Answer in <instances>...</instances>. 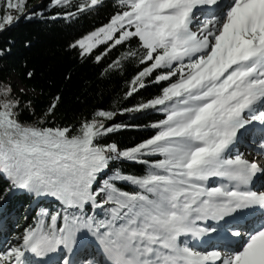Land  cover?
<instances>
[{
	"label": "snow or ice",
	"instance_id": "obj_1",
	"mask_svg": "<svg viewBox=\"0 0 264 264\" xmlns=\"http://www.w3.org/2000/svg\"><path fill=\"white\" fill-rule=\"evenodd\" d=\"M27 5L0 32L107 13L67 48L125 90L61 123L59 92L0 78V264H264V0Z\"/></svg>",
	"mask_w": 264,
	"mask_h": 264
},
{
	"label": "trees",
	"instance_id": "obj_2",
	"mask_svg": "<svg viewBox=\"0 0 264 264\" xmlns=\"http://www.w3.org/2000/svg\"><path fill=\"white\" fill-rule=\"evenodd\" d=\"M43 1L42 5L48 3V0H28L27 8L40 6ZM16 2L17 0H12V3ZM7 7V0H0V14L6 13ZM60 10L50 9L49 12ZM106 15L107 13H101L97 16L81 17L75 24L59 19L52 20L50 14L47 19L28 21L21 18L10 30L0 32V47L12 48V54L0 60V78L10 79L15 75L29 89L34 87L37 93L43 90V94L39 96L42 102L38 103V108L44 107L52 94L59 92L62 100L57 111V120L61 123L87 116L97 106H109L125 90L124 78L104 77L103 64H96L91 59L81 61L74 51L67 48L68 43L80 32L103 22ZM9 41L13 43L9 45ZM26 41L31 42L30 47L25 46ZM25 63L28 68L35 70L36 79L27 80L24 77L27 70ZM69 75L71 78L66 79ZM135 138V133H123L117 137L122 143H130ZM26 211L23 200L14 204L13 218H10L8 224L10 230L19 227L15 223V217L21 218V225L24 223L22 217Z\"/></svg>",
	"mask_w": 264,
	"mask_h": 264
},
{
	"label": "rangeland",
	"instance_id": "obj_3",
	"mask_svg": "<svg viewBox=\"0 0 264 264\" xmlns=\"http://www.w3.org/2000/svg\"><path fill=\"white\" fill-rule=\"evenodd\" d=\"M42 4H44V1L40 3V5H42ZM8 11H12L13 14H15L14 10H9L8 7H7L6 12H8ZM9 80L14 81V82L17 83L19 86H24V85L20 82V80H19L15 75L11 76V78H10Z\"/></svg>",
	"mask_w": 264,
	"mask_h": 264
}]
</instances>
